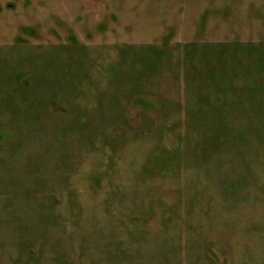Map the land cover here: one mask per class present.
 Returning a JSON list of instances; mask_svg holds the SVG:
<instances>
[{
	"label": "rangeland",
	"instance_id": "rangeland-1",
	"mask_svg": "<svg viewBox=\"0 0 264 264\" xmlns=\"http://www.w3.org/2000/svg\"><path fill=\"white\" fill-rule=\"evenodd\" d=\"M0 264H264V0H0Z\"/></svg>",
	"mask_w": 264,
	"mask_h": 264
}]
</instances>
